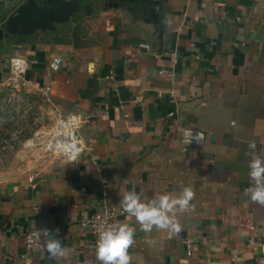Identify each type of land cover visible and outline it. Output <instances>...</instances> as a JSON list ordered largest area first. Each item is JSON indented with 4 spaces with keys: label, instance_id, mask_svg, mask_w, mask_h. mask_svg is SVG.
<instances>
[{
    "label": "crops",
    "instance_id": "obj_1",
    "mask_svg": "<svg viewBox=\"0 0 264 264\" xmlns=\"http://www.w3.org/2000/svg\"><path fill=\"white\" fill-rule=\"evenodd\" d=\"M26 1L0 0V30ZM15 53L29 62L25 88L8 83ZM170 113L206 144L184 143ZM72 114L89 119L76 162L29 147ZM253 142L264 159V0H83L55 32L0 37V160L11 154L0 164L25 165L0 168V264H99L90 215L123 210L130 191L148 203L185 187L189 207L168 213L179 231L118 217L135 233L129 264H264V205L243 195ZM37 228L51 232L27 249ZM56 230L63 258L45 247Z\"/></svg>",
    "mask_w": 264,
    "mask_h": 264
},
{
    "label": "clouds",
    "instance_id": "obj_2",
    "mask_svg": "<svg viewBox=\"0 0 264 264\" xmlns=\"http://www.w3.org/2000/svg\"><path fill=\"white\" fill-rule=\"evenodd\" d=\"M248 147L252 150L248 175L254 181V185L244 189L243 195L254 203L264 205V159L255 154L256 145L254 142L250 143ZM193 196V190L190 187H185L179 193L178 198H171L165 194L144 203L137 193L130 191L123 195L120 204L128 215L135 217L141 230L146 233L151 232L153 227L179 231V226L168 213L177 207L181 211L186 210ZM41 230L51 232L46 228H41ZM134 235V230L127 224H113L101 231L95 242V254L99 264H129L128 249L134 242ZM45 247L53 258L65 256L66 249L59 238L58 230L55 235H50Z\"/></svg>",
    "mask_w": 264,
    "mask_h": 264
},
{
    "label": "built area",
    "instance_id": "obj_3",
    "mask_svg": "<svg viewBox=\"0 0 264 264\" xmlns=\"http://www.w3.org/2000/svg\"><path fill=\"white\" fill-rule=\"evenodd\" d=\"M140 49L149 51L150 46L148 44H141ZM63 59L60 56H54L51 68L59 70L62 66ZM29 69V62L20 56L19 53H15L11 59V70L8 78L9 86L16 88H25L28 82L25 79V75ZM51 91L50 87H47L42 96L44 100L51 104ZM170 118H176L178 121V131L180 139L187 144L202 147L206 144V136L200 131H196L185 127L181 117L177 113H170ZM89 123V119L81 114H72L67 117H61L51 130L38 128L34 135V138L29 142L32 143L31 148L41 147L44 153L54 159H58L63 163H74L80 156L89 150V147L78 136V129ZM126 212L116 206H111L101 213H94L90 215L82 224L83 227L88 229L93 237V249L95 251V242L98 234L106 230L109 226L116 224V221L120 215H124ZM47 229V228H46ZM49 232H44L41 228L33 229L29 231L26 236L27 249H34L39 247L42 241L48 236ZM185 245L188 249V255H192V245L189 241H185Z\"/></svg>",
    "mask_w": 264,
    "mask_h": 264
},
{
    "label": "water",
    "instance_id": "obj_4",
    "mask_svg": "<svg viewBox=\"0 0 264 264\" xmlns=\"http://www.w3.org/2000/svg\"><path fill=\"white\" fill-rule=\"evenodd\" d=\"M83 0H27L7 20L0 37H29L37 32H55L79 14Z\"/></svg>",
    "mask_w": 264,
    "mask_h": 264
},
{
    "label": "rangeland",
    "instance_id": "obj_5",
    "mask_svg": "<svg viewBox=\"0 0 264 264\" xmlns=\"http://www.w3.org/2000/svg\"><path fill=\"white\" fill-rule=\"evenodd\" d=\"M7 133H11V127H8L7 128ZM14 138V137H13ZM7 140H9V139H7ZM14 141V139L13 140H11V142H13ZM31 148V147H30ZM37 149H41V147H37ZM36 149V150H37ZM36 153V152H35ZM37 154V153H36ZM1 160L3 161V162H5V161H10L11 160V154L8 152L7 154H5V155H2L1 156ZM0 160V161H1ZM2 166H3V168H20V169H25V165L24 164H22V163H20L19 165H16V164H3V165H1L0 164V168H2ZM35 167H36V169H41V167H42V163L40 164V163H38V164H35Z\"/></svg>",
    "mask_w": 264,
    "mask_h": 264
},
{
    "label": "bare ground",
    "instance_id": "obj_6",
    "mask_svg": "<svg viewBox=\"0 0 264 264\" xmlns=\"http://www.w3.org/2000/svg\"><path fill=\"white\" fill-rule=\"evenodd\" d=\"M29 147H32V143H29Z\"/></svg>",
    "mask_w": 264,
    "mask_h": 264
}]
</instances>
